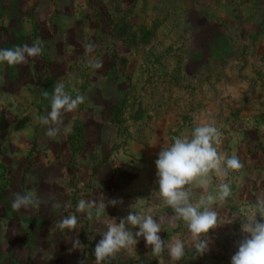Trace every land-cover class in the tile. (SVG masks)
Masks as SVG:
<instances>
[{
  "label": "rangeland",
  "instance_id": "374dc122",
  "mask_svg": "<svg viewBox=\"0 0 264 264\" xmlns=\"http://www.w3.org/2000/svg\"><path fill=\"white\" fill-rule=\"evenodd\" d=\"M37 41L38 57L0 64V264H96L110 219L131 211L161 223L164 264H231L241 224L264 197V0H0V49ZM90 57L103 68L88 67ZM61 81L86 99L65 115L71 134L49 138L39 117ZM206 123L221 132L218 151L243 168L213 177L209 192L225 182L232 195L216 205L220 225L199 254L185 222L170 226L173 210L155 198V161ZM29 191L44 202L14 211L11 194ZM102 197L105 212L91 220L77 210L80 199ZM70 215L77 227L60 229ZM176 238L186 245L179 262L167 249ZM135 253L111 264H158L143 237Z\"/></svg>",
  "mask_w": 264,
  "mask_h": 264
},
{
  "label": "clouds",
  "instance_id": "9594fccd",
  "mask_svg": "<svg viewBox=\"0 0 264 264\" xmlns=\"http://www.w3.org/2000/svg\"><path fill=\"white\" fill-rule=\"evenodd\" d=\"M93 49V44L87 45L89 54ZM42 51V42L39 41L31 45L0 49V64L9 67L24 65L30 58L41 55ZM87 66L102 69L104 65L102 60L90 57ZM65 87L63 81L54 86L50 111L39 117V123L46 126L45 135L49 138L71 134L72 125L64 123L65 115L75 112L86 99L82 94L73 97ZM44 95L47 97V92ZM221 143L219 129L214 123H206L196 126L190 136L185 133L174 137L172 144L163 148L155 161L158 177L155 198L173 210L174 215L169 218L170 226H174L176 220L185 222L191 234L190 245L199 254L208 250L209 231L220 225L216 205L226 202L232 195L230 185L225 182L216 185L217 194L209 192L213 177L223 181L230 172H238L243 168L237 155L226 156L218 151L217 146ZM196 189L201 190L200 199L193 203L191 197ZM11 197V208L14 211L39 208L44 202L36 191L14 192ZM108 203L115 206L117 201L113 199ZM54 207L60 208L61 205L57 202ZM105 207L103 197L99 202L96 199H80L77 210L85 213L91 220L94 209L99 214L101 211L105 212ZM257 217L260 219L257 220ZM110 220L107 231L101 235L102 238L94 248L96 264H111L122 250L136 254L135 246L140 237L151 248V255L158 258V264H164L165 241L158 235L162 231L161 223L152 215L131 211L119 223ZM57 226L60 229L74 230L77 227V217L70 215L63 218L57 222ZM133 228L138 231H131ZM241 232L246 235L232 256L231 264H264V197L257 198L250 215L241 224ZM90 238L94 239V236ZM79 246V240L73 241V248ZM167 249L170 258L179 262L185 255L186 245L183 240L176 238L167 245Z\"/></svg>",
  "mask_w": 264,
  "mask_h": 264
}]
</instances>
